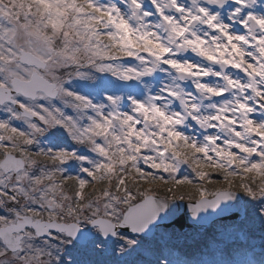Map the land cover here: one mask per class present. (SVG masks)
<instances>
[{
	"label": "snow or ice",
	"instance_id": "snow-or-ice-1",
	"mask_svg": "<svg viewBox=\"0 0 264 264\" xmlns=\"http://www.w3.org/2000/svg\"><path fill=\"white\" fill-rule=\"evenodd\" d=\"M0 264H264V0H0Z\"/></svg>",
	"mask_w": 264,
	"mask_h": 264
}]
</instances>
